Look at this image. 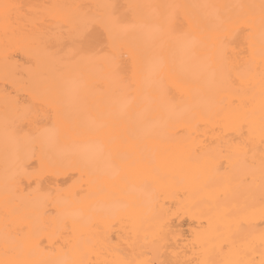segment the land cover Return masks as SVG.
<instances>
[{
  "label": "bare ground",
  "instance_id": "bare-ground-1",
  "mask_svg": "<svg viewBox=\"0 0 264 264\" xmlns=\"http://www.w3.org/2000/svg\"><path fill=\"white\" fill-rule=\"evenodd\" d=\"M4 3L0 262L260 264L261 0Z\"/></svg>",
  "mask_w": 264,
  "mask_h": 264
},
{
  "label": "snow or ice",
  "instance_id": "snow-or-ice-1",
  "mask_svg": "<svg viewBox=\"0 0 264 264\" xmlns=\"http://www.w3.org/2000/svg\"><path fill=\"white\" fill-rule=\"evenodd\" d=\"M167 7L171 8V7H175V6L169 5ZM18 8H19L18 5L10 4V3H4V4L0 5V10H2L3 19L5 22L6 32H7L8 22L11 19V17L14 15V13L17 11ZM260 9H261L262 21H264V0H261ZM166 24H167V21L165 20V25ZM8 131H9V129H8L7 121H6V135L8 134ZM21 131H22V129H19L17 127H13L11 129V132L14 135H20ZM44 131L47 132L49 130L45 129ZM262 168H264V162H262ZM261 247L264 248V232L261 233ZM11 251H13V250L9 249V252H11ZM0 264H2V262H0ZM235 264H246V262L239 261V262H235ZM260 264H264V258L261 259Z\"/></svg>",
  "mask_w": 264,
  "mask_h": 264
}]
</instances>
